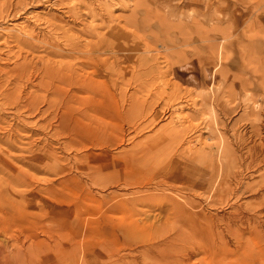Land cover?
Segmentation results:
<instances>
[{"label":"rangeland","instance_id":"rangeland-1","mask_svg":"<svg viewBox=\"0 0 264 264\" xmlns=\"http://www.w3.org/2000/svg\"><path fill=\"white\" fill-rule=\"evenodd\" d=\"M9 54L2 66L72 64L87 81L85 91L41 97L35 70L21 86L40 97L20 111L31 113L29 131L11 120V150L26 158L14 160L17 205L0 212V257L102 264L108 245L177 230L165 211L179 204L193 216L184 217L194 255L174 256L243 263L235 239L218 234L229 207L215 144L232 143L234 127L250 129L264 109V0H0V56Z\"/></svg>","mask_w":264,"mask_h":264},{"label":"bare ground","instance_id":"bare-ground-1","mask_svg":"<svg viewBox=\"0 0 264 264\" xmlns=\"http://www.w3.org/2000/svg\"><path fill=\"white\" fill-rule=\"evenodd\" d=\"M97 7L99 8V5ZM93 8L95 7L93 6ZM99 10L100 9H97V11ZM106 15L107 14H105V16ZM24 41L29 45L30 42L28 40L25 39ZM76 47H77L76 45L73 46L74 49H76ZM55 53L62 54L59 51H55ZM9 56L10 54L6 58L0 56V61L3 60L2 62H4L5 60H9ZM87 58L88 60L92 59V57L90 56H88ZM89 63L92 64V62L87 61L86 65ZM1 64H0V131H3L4 134L0 135V212L3 210L2 208H7L9 209V212H13V210L17 205L16 196L18 194L16 193L17 181L15 178L16 166L14 165L15 162L14 160L15 159L24 160L26 156L24 154V156L21 157L19 156L20 157L19 158L11 150V148L15 147L14 140L17 137L16 126L18 125V124L16 125L15 122L11 120L12 119L13 120L16 119L17 121L20 120L21 121L20 125L24 126L23 129L26 128V130H28L27 128H29L30 125L32 124V121L29 120L31 113H28L27 117L20 119L21 116L20 111L22 109L31 111L34 107H36L34 106V102L38 101V100L36 101V99L40 96L45 97V94L52 95L53 97H58L64 91L67 94L76 92V90L85 91L86 88L83 87H85L84 83L85 81H87V78L82 74L78 73L76 68L71 66L72 64L63 65V64H55L48 62V64H46L41 69L38 67V64H33L32 62L26 61L22 63V65H20L16 70L11 69L10 67H5L6 64L3 66ZM106 67L108 68L107 65ZM35 70L41 74L40 76L41 81H39L38 84L41 85L40 87L42 88V91L44 93L43 95H40L37 98L33 96L32 94L33 91L31 92L25 91V89L21 87L22 84L25 82V79L26 81L27 79L30 80L29 76H31L32 74L35 75L34 74ZM110 70H112V68L111 69L109 68L108 73L110 72ZM32 82L34 81L32 80ZM50 105H52V103ZM252 115H254L257 118L255 120H251L250 129L246 128L247 126L245 127L243 126L242 130L235 129L234 127L235 132L232 136L233 137L232 143H230L229 140L227 139L226 141H224V139L222 138L223 141H220L219 144L218 143L215 144V146H217V149L219 151L217 158L215 159V161L218 163L217 165L222 166V164L225 162L223 164L224 188L222 189V191L224 193L222 194V196L226 195V198L224 200L226 201L225 204L228 205L229 207V209L222 212L220 215H217L216 217V220L218 219L224 225L223 229L225 230V232H223V230L219 231L218 234L223 242V243L221 242L222 244H226L225 241L226 235L233 237L237 243L238 252H240L241 257L240 256L239 257L242 258L243 263L249 262L248 264L251 263L255 264L256 261L255 258L256 259L260 258L262 261L264 260V109L258 111L257 113H253ZM8 117L10 118L9 120H7ZM5 120L7 121V125H2L1 122H4ZM243 120H245L244 117ZM225 125H223L224 128H226L225 131H229L227 129L228 127H225ZM239 125H241V123ZM1 144H4L5 146L3 147ZM231 145L233 147H231ZM213 146L207 145V147L210 150V154L212 156L213 153L211 152V150L212 148L215 147ZM22 150L26 152L29 150V148H24ZM23 184H28V183H23ZM247 196L252 197V200L242 201V199ZM167 200H171V199L168 198ZM167 210L168 211H165L167 213H170L172 211V218L175 221V223L178 224L179 226L177 230H175L176 227L173 228L170 227L171 232L169 233L168 231L169 234H164L163 233L164 229L167 230V228H162V226H160L159 228V226H157L156 227L157 230L155 231L159 236L156 237L155 241L139 246H133L132 244H130L131 245L130 246L129 244H127L130 247L126 249H121V247L119 246H109L108 244L101 245V247L99 248L100 251L106 249L107 245L109 247L108 257L103 260H100L101 263L102 264H175L178 263L179 259L181 258V257L177 258L176 256L177 254H175L176 257L173 255L175 251L177 253L182 252L183 256L185 257H190L192 252L191 250H188L189 247L187 246L185 247L186 242L188 244V240L189 238H191L190 232L185 229L186 226L185 217L186 218L189 217V221H191L192 214H190L186 210L185 206H181L179 204L176 205L173 204V207L171 209L167 208ZM160 215L163 214L161 213ZM168 216H170V214H168ZM0 225H2L1 220H0ZM189 225H191V223H188L187 227ZM160 229L162 233H159L161 232ZM97 253H99V251ZM13 255L11 252L10 254H7L5 257L4 255L0 257V264H15V258L13 257ZM147 258H149L150 261H148ZM126 259H129L128 262L126 261ZM180 260H181V264L184 261L185 262L183 264H190L191 262V261L187 262L186 259L184 258Z\"/></svg>","mask_w":264,"mask_h":264}]
</instances>
